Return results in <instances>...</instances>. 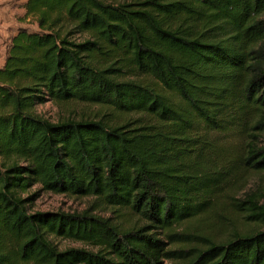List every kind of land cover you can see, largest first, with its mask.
I'll return each instance as SVG.
<instances>
[{"label":"trees","instance_id":"trees-1","mask_svg":"<svg viewBox=\"0 0 264 264\" xmlns=\"http://www.w3.org/2000/svg\"><path fill=\"white\" fill-rule=\"evenodd\" d=\"M23 8L39 29L16 31L0 69V264H264V188L227 191L241 172L264 185V0ZM47 103L116 118L53 122ZM237 133L244 149L222 172ZM41 192L92 201L34 212ZM221 205L245 227L216 220Z\"/></svg>","mask_w":264,"mask_h":264},{"label":"rangeland","instance_id":"rangeland-1","mask_svg":"<svg viewBox=\"0 0 264 264\" xmlns=\"http://www.w3.org/2000/svg\"><path fill=\"white\" fill-rule=\"evenodd\" d=\"M27 0H13L12 2V19L11 22L15 25L21 26L24 29L29 31L37 32L38 25L36 23L35 18H25V14L23 16V3ZM25 13V12H24ZM17 28V26H16ZM40 114H42L45 118L57 122L62 118H80L84 115L94 116L97 113H100L101 116L108 115L110 118H116L112 115V113L107 109H100L98 106L92 105H83L73 103L68 106L54 105L53 103H47L46 105L40 106L38 108ZM254 120V119H253ZM256 121V118L255 120ZM223 138L220 136L219 140ZM227 141L228 139H224ZM245 145V140L241 138L238 133L231 136L228 142L222 146L223 151L221 153V169L220 171L225 172L229 170V167H235V164L231 163L233 160H237L239 152L243 151V147ZM225 159V160H224ZM242 179L238 182V184L234 185L231 188V192L227 189V191L233 197L241 198L245 195L246 192L253 191L255 189H263V181L262 176L252 173V172H241ZM262 187V188H259ZM39 188L37 186L32 192L36 191ZM264 190V189H263ZM31 192V193H32ZM41 196L38 200L32 205L31 209L34 212H63L67 214L80 213L87 209L91 198H78L70 195H62L52 192H41ZM218 213L220 218L216 217V220H223L227 222L228 220L234 221L236 227L244 228V220L242 218H237L227 205H221L218 209ZM107 217H112L113 220L118 221L120 213H112L109 211L106 214ZM230 224V223H227ZM235 227V228H236ZM234 228V227H233ZM232 229H227L226 231H222L219 233V238L223 239L229 236ZM55 243L59 246L61 250L67 249L69 247H84L85 245L81 243L72 242L69 240L62 239H54ZM86 247V246H85ZM170 263V262H169ZM168 262L166 264H169Z\"/></svg>","mask_w":264,"mask_h":264},{"label":"crops","instance_id":"crops-1","mask_svg":"<svg viewBox=\"0 0 264 264\" xmlns=\"http://www.w3.org/2000/svg\"><path fill=\"white\" fill-rule=\"evenodd\" d=\"M13 0H0V69L4 67L11 38L21 26L11 22ZM24 4V3H23ZM23 16H24V8ZM17 26V28H16Z\"/></svg>","mask_w":264,"mask_h":264}]
</instances>
